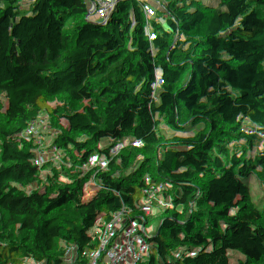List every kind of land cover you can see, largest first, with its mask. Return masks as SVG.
<instances>
[{"label":"trees","instance_id":"obj_1","mask_svg":"<svg viewBox=\"0 0 264 264\" xmlns=\"http://www.w3.org/2000/svg\"><path fill=\"white\" fill-rule=\"evenodd\" d=\"M42 1L69 48L47 111L35 100L39 44L0 63V245L25 248L20 264H126L121 253L209 264L207 251L264 264V0ZM123 5L128 27L114 22ZM241 30L238 48L213 51V37ZM88 107L136 123L114 171L97 127L67 155L47 150L51 113L79 119ZM252 132L259 143L237 153Z\"/></svg>","mask_w":264,"mask_h":264},{"label":"built area","instance_id":"obj_2","mask_svg":"<svg viewBox=\"0 0 264 264\" xmlns=\"http://www.w3.org/2000/svg\"><path fill=\"white\" fill-rule=\"evenodd\" d=\"M40 24H46L47 31V42L39 55L41 84L49 100L44 108L47 111L58 90V66L65 58L69 48L66 30L63 24L54 18L53 14L49 25V13L42 0H0V63L8 60L12 53L20 50L22 43H31L32 36L36 34V28ZM122 24L128 27L129 19L123 18ZM107 76H110V73ZM60 116L57 118L53 113L50 115L48 132L50 142L53 141V145H56L55 150L53 145L50 150L67 155L82 130L97 127L103 132L104 142L108 150L106 164L111 171L117 169V163L112 152L118 150L120 153L126 154V148L129 145L127 142V147L119 148V138L127 140L123 137L125 135L122 132L117 131V129H121L124 122L114 120L101 107H88L79 119H69L62 114ZM5 121V115H0V123ZM124 213V205L119 200L117 201L113 225L116 231H118V219ZM204 261L209 264H243L240 258L226 260L210 251H207Z\"/></svg>","mask_w":264,"mask_h":264},{"label":"rangeland","instance_id":"obj_3","mask_svg":"<svg viewBox=\"0 0 264 264\" xmlns=\"http://www.w3.org/2000/svg\"><path fill=\"white\" fill-rule=\"evenodd\" d=\"M124 7H122L121 10H119L115 16V23L117 22H122L123 18H129L131 20L132 17V12L133 9L132 7H129L127 5H123ZM246 35V32L244 30H241L237 33H235L233 36L231 37H213L212 38V48L214 52H220V51H225V50H232V49H236L240 46V43L243 39V37ZM126 69L124 68V66H119V68L117 67L116 69H113V71H111L110 73L112 74V78L118 79L120 78L124 73H125ZM110 77V76H109ZM199 105L201 107H206L214 112L217 113H222L223 109H224V105L220 104V105H215L213 103H209V102H205V101H201L199 103ZM7 112V111H6ZM5 111L0 110V115H5ZM172 114H178L181 115L183 113H172ZM136 123L135 122H129V123H125L122 125L121 129H117V131L125 133V134H130L131 130H133V128H135ZM154 126L157 127V125L155 124ZM164 133L166 134H170V135H176L177 134V129L174 128H162L159 127ZM259 134L257 133H250L249 134V138L252 141V145L249 146H240V145H236L234 146V149L237 150L238 152H241L240 150H245V149H250L251 146H255L259 143ZM240 146V147H237ZM53 149H56V145L52 146ZM244 148V149H241ZM236 171L239 170H234L233 171V176L236 173ZM241 175V177H244V172L240 171L239 173ZM24 233H20V232H16L13 234V237L15 238H20L22 236H24ZM26 257H28V251L25 248H22L20 246H12L9 245L8 243H3L0 245V264H20L21 263V259H25ZM121 258H122V262L126 263V264H155L154 261V257L151 256L149 257L150 261L146 262V261H141V262H135L132 259L128 258L125 254L121 253Z\"/></svg>","mask_w":264,"mask_h":264},{"label":"crops","instance_id":"obj_4","mask_svg":"<svg viewBox=\"0 0 264 264\" xmlns=\"http://www.w3.org/2000/svg\"><path fill=\"white\" fill-rule=\"evenodd\" d=\"M31 42H35V43L39 44V46H40L41 49H42V47H44L45 43L47 42L46 24H40L36 28V34L32 36ZM48 46H49V44H48ZM116 68H114V69H116ZM124 68H125V66H124ZM110 77H112V74L111 73H110ZM35 100H36V103L38 105L42 106L43 108L45 106H47V104L49 102L48 96L46 95V92L43 90V87H42V84H41L40 67H39L38 76H37V88H36V97H35Z\"/></svg>","mask_w":264,"mask_h":264},{"label":"water","instance_id":"obj_5","mask_svg":"<svg viewBox=\"0 0 264 264\" xmlns=\"http://www.w3.org/2000/svg\"><path fill=\"white\" fill-rule=\"evenodd\" d=\"M47 11H48V13H49V25H50V23H51V20H52V14H51V10L49 9V7H47ZM53 141H51V142H49V144H48V147H47V150L48 151H51L50 150V147L53 145ZM72 145H74V143L72 144ZM55 154H58V155H62V154H59V153H57V152H55V151H53ZM69 153V152H68ZM67 153V154H68ZM62 156H64V155H62Z\"/></svg>","mask_w":264,"mask_h":264}]
</instances>
